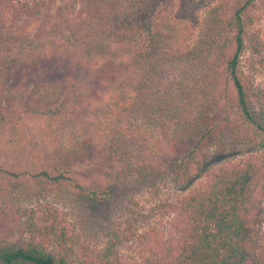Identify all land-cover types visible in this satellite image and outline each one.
<instances>
[{
	"label": "trees",
	"instance_id": "1",
	"mask_svg": "<svg viewBox=\"0 0 264 264\" xmlns=\"http://www.w3.org/2000/svg\"><path fill=\"white\" fill-rule=\"evenodd\" d=\"M263 1L221 0L211 6L197 45H192L201 12L209 6L205 0H0L10 29L0 27V153L8 132L38 129L40 123L49 126V138L56 133L55 123L68 124L70 140L81 148L64 164H52L46 153L23 156L21 162L0 157V176L24 180L34 192L69 185L89 202L111 198L113 184L125 173L100 154L108 156L109 133L121 137L119 155L127 136L135 139L134 122H121L119 113L138 98L131 85L136 88L139 63L163 54L214 65L220 83L216 110H207L181 140L185 149L171 162L176 179H193L211 145L254 143L264 149V95L252 80L264 67L261 40L252 32ZM85 11L101 19L97 26L81 27L86 47L79 52L71 24ZM180 24L179 43L169 31ZM29 30L34 31L31 40L15 34ZM248 51L259 56L254 60ZM142 153L137 149V155ZM258 191L264 192V152L211 171L204 183L171 204L176 231L162 264H251L264 219ZM37 219L28 239L0 237V264L111 263L114 238L104 250L85 247L75 256L76 234L57 207L46 208Z\"/></svg>",
	"mask_w": 264,
	"mask_h": 264
},
{
	"label": "rangeland",
	"instance_id": "2",
	"mask_svg": "<svg viewBox=\"0 0 264 264\" xmlns=\"http://www.w3.org/2000/svg\"><path fill=\"white\" fill-rule=\"evenodd\" d=\"M220 1L205 0L209 6L201 12L202 22L192 45H197L211 6L218 5ZM99 19L85 11L71 24V35L79 46V52L86 47L80 35L82 28H90L88 23L97 26ZM2 25L5 30L9 29V15L4 8L0 9V27ZM180 26L175 25L169 31L179 43L183 42ZM28 32L15 34L20 40H31L34 31ZM252 32L261 40L264 56V1L259 3L256 10ZM163 55L149 56L139 63L133 76L136 88L131 85L132 93L136 92L138 98L128 101L125 104L127 109L119 113L121 122H134L132 129L135 130V139L132 134L128 135L126 148L119 155L117 152L123 148L119 141L121 137L109 133V141L105 144L108 156L100 154L106 159V164L111 163L120 171L124 169L125 175L113 184L112 197L89 202L69 185L34 192L24 180L13 181L0 176L1 238L11 241L30 238L33 233L31 223L38 221L37 217L43 210L54 206L60 210L65 225L76 234L77 241L72 247L75 256H80L85 247L104 250L114 238L116 246L110 264H162L165 246L176 231L175 211L171 204L180 195L204 183L208 174L219 166L264 152L261 146L254 143L211 145L205 149L207 157L193 179H176L171 162L185 149L181 140L188 133V128L193 123L197 124L207 110H216L212 107L220 83L214 65H204L194 58L188 60V55L179 59ZM248 55H253L254 60L259 56L249 51ZM252 80L257 92L264 95V67L256 71ZM144 92L145 101L141 98ZM158 104L164 106L163 111L159 110ZM61 125L55 123L56 133L50 138V128L44 123H40L38 129L33 127L8 132L0 157L4 161L10 157L19 160L26 155L35 158L38 154L46 153L52 164H64L74 151L79 152L81 148L80 144L70 140L69 125ZM93 128L96 134V125ZM175 143L176 147L173 146ZM139 148L143 153L137 155ZM142 162V167L138 169ZM256 195L264 207V192L258 191ZM251 264H264V219L260 248Z\"/></svg>",
	"mask_w": 264,
	"mask_h": 264
}]
</instances>
